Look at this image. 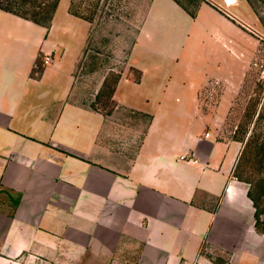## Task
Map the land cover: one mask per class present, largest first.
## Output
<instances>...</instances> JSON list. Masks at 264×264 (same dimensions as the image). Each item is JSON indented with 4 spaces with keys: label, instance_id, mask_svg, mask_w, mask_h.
<instances>
[{
    "label": "rangeland",
    "instance_id": "1",
    "mask_svg": "<svg viewBox=\"0 0 264 264\" xmlns=\"http://www.w3.org/2000/svg\"><path fill=\"white\" fill-rule=\"evenodd\" d=\"M69 8V0H60L50 23L36 24L41 28V49L31 78L38 84L27 97L25 121L19 124L23 132L30 128L37 132L20 135L27 142L24 156H36L32 169L57 175L59 166L52 164L62 154L76 162L86 161L81 154L62 148V136H58L62 127L74 122L80 126L82 119L70 122L64 116L66 108H75L89 112L91 122L101 121L105 147L114 151L108 156L111 163L126 166L143 145L156 116L158 129L180 127L195 136L201 128L216 140L239 142L234 175L248 189L264 177V0H75L72 9L92 15L90 21L71 14ZM223 35L247 38L249 51L227 49L224 40L218 39ZM225 50L235 56L227 73L217 68ZM161 93L166 104L157 105L154 99ZM164 138L182 141L191 136L166 133ZM164 148L171 150L169 143ZM90 153L98 156L96 148ZM25 162L21 158L23 171L28 168ZM41 185L39 179L32 192L44 195ZM22 198L23 193L5 186L0 175V215L13 218ZM211 199L197 194L193 204L211 207L215 204ZM52 203H56L55 196ZM111 204H104V211L123 212ZM232 242L202 243L194 261L177 254L172 263L164 264H264V234L240 237L238 246L231 248ZM67 250L58 249L63 254L55 256L58 264H66ZM7 251L0 234V264L32 262L30 253L16 257ZM148 256L145 248L133 247L105 264H149ZM36 259L50 264L42 255ZM81 259L77 264H99L87 255Z\"/></svg>",
    "mask_w": 264,
    "mask_h": 264
},
{
    "label": "crops",
    "instance_id": "2",
    "mask_svg": "<svg viewBox=\"0 0 264 264\" xmlns=\"http://www.w3.org/2000/svg\"><path fill=\"white\" fill-rule=\"evenodd\" d=\"M218 39L224 40L231 51L233 47L249 51L247 38L223 35ZM40 49L39 26L0 11V175L5 186L23 193L13 218L0 215V234L7 252L16 257L30 253V264H40L36 256L41 255L55 264V256L63 255L58 249L66 248V264H77L85 255L90 261L105 264L116 261L133 247H142L149 252V264H164L172 263L177 254L186 261H194L202 243L216 245L233 240L232 248L238 246L240 237L249 238L257 233L248 188L234 176L240 143L216 140L201 128L195 136L180 127L158 129L155 116L143 145L122 166L108 158L114 151L105 147L101 121L91 122L89 112L66 108V121H83L80 126L74 122L62 127L58 134L62 136L61 147L81 154L86 161L76 162L62 154L52 164L59 166L57 175L32 169L31 161L36 156H24L27 142L20 135L35 136L37 132L31 128L23 132L19 124L25 121L27 97L38 84L31 77ZM221 55L223 60L217 68L227 73L226 68L233 65L235 56L224 51ZM154 100L157 105L166 104L163 93ZM166 133L191 138L167 142ZM53 134L51 131L50 135ZM166 143L171 150L164 148ZM28 144L33 149L32 143ZM95 148L97 157L90 153ZM38 152L42 154L43 150ZM44 152L51 155V151ZM23 157L28 167L25 171L20 164ZM39 179L47 192L44 195L32 192ZM197 194L215 199V204L197 207L193 204ZM53 196L56 203H52ZM108 201L119 205L123 212L104 211L103 205ZM140 205L145 206L144 210L137 208Z\"/></svg>",
    "mask_w": 264,
    "mask_h": 264
},
{
    "label": "trees",
    "instance_id": "3",
    "mask_svg": "<svg viewBox=\"0 0 264 264\" xmlns=\"http://www.w3.org/2000/svg\"><path fill=\"white\" fill-rule=\"evenodd\" d=\"M60 0H0V10L13 14L19 18L30 21L37 25L47 26L52 15L56 10ZM71 14L81 17L84 20L90 21L91 16L81 15L72 9L75 0H69ZM176 2V1H175ZM177 4H179L177 2ZM179 6H181L179 4ZM183 9L184 7L181 6ZM186 11V9H184ZM188 12V11H187ZM189 15L194 16V13L188 12ZM264 92V86L262 87ZM235 176V175H234ZM237 180L242 181L237 176ZM247 196L252 202L254 208V228L257 233L264 234V177L259 179L255 184L249 185ZM226 264H229L226 262Z\"/></svg>",
    "mask_w": 264,
    "mask_h": 264
}]
</instances>
